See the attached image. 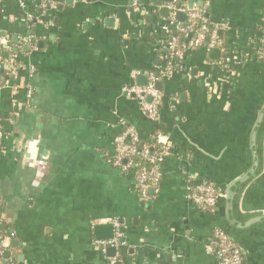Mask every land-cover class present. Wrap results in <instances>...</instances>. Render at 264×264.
I'll list each match as a JSON object with an SVG mask.
<instances>
[{
    "label": "crops",
    "instance_id": "0c3cea01",
    "mask_svg": "<svg viewBox=\"0 0 264 264\" xmlns=\"http://www.w3.org/2000/svg\"><path fill=\"white\" fill-rule=\"evenodd\" d=\"M43 2L0 0V73L13 60L19 82L15 91L0 87L4 259L110 264L118 255L115 264H216L206 245L218 229L241 247L243 264H264V223L237 230L220 199L208 213L185 198L188 184L206 180L223 191L250 169V134L262 111L259 169L238 190L231 215L246 222L264 213V64L254 55L264 0H194L209 24H228L226 53L241 57L240 64L221 71V54L214 61L201 50L190 53L181 69L157 83V122L122 88L144 86L147 73L163 70L158 30L165 3L143 0L146 14L139 15L131 0H48L47 17L39 11ZM132 71L140 75L133 79ZM120 119L142 143H153L161 130L172 146L160 165L159 192L148 191L147 201L134 191L132 173L107 162ZM113 220L123 229L122 247L110 256L94 246L93 227Z\"/></svg>",
    "mask_w": 264,
    "mask_h": 264
},
{
    "label": "built area",
    "instance_id": "2783aa9c",
    "mask_svg": "<svg viewBox=\"0 0 264 264\" xmlns=\"http://www.w3.org/2000/svg\"><path fill=\"white\" fill-rule=\"evenodd\" d=\"M133 12L144 15L146 10L143 0H131ZM22 5V4H21ZM23 6V5H22ZM164 7L169 10V16L162 20L159 26V39L163 41L165 48V65L158 75L150 72L146 74L147 82L144 86L131 84L124 86L122 92L133 96L140 105L142 113L151 121L157 122L159 119V109L162 104V97L157 89L159 79L168 78L175 74L177 69H181L186 57L196 50H201L205 54L212 49H219L222 55L221 61L217 63L219 70L227 71L234 68L240 61L236 54H227L225 51V41L221 35L230 29L225 22L209 24L204 17L206 10L193 6L188 10L185 6L179 5L177 0L165 3ZM185 15L183 22L175 19L176 14ZM173 29L175 32L171 31ZM259 35L256 36L254 55L264 61V25L259 27ZM162 35V38H161ZM25 43V42H23ZM237 59V60H236ZM0 73V87L10 88L15 91L19 88L17 70L13 60L2 63ZM35 68L28 67V75L32 76ZM140 75L138 71H132L131 77L134 79ZM32 94L31 88L27 87V97ZM120 131L113 140V156L107 162L121 172H130L134 177V191L143 201L149 199L148 191L152 189L154 194L159 192L161 181L160 165L172 153V146L167 135L157 130L153 136V145L142 143L135 129L126 124L122 119L119 121ZM4 140L3 123L0 121V149ZM186 201L197 209L212 213L216 209L219 200V190L217 187L206 181H200L186 186ZM2 202L0 200V208ZM113 226V238L110 240L96 241L94 246L102 252L109 248L118 250L122 247L121 225L118 221L110 222ZM8 238L0 232V264H4V253L7 250ZM206 251L212 254L216 264H243L242 250L225 233L216 229ZM118 261V255L110 260V264Z\"/></svg>",
    "mask_w": 264,
    "mask_h": 264
},
{
    "label": "water",
    "instance_id": "95a60500",
    "mask_svg": "<svg viewBox=\"0 0 264 264\" xmlns=\"http://www.w3.org/2000/svg\"><path fill=\"white\" fill-rule=\"evenodd\" d=\"M161 1L163 3H169V2H172L173 0H161ZM177 2H178V6L181 4H187L188 10H192L194 5L199 6V7L202 6L201 2L194 4V0H177ZM156 3H157V0H155V4ZM51 8H52V6H50L49 3H48L47 7L44 4L39 5V11L41 13L44 12V15L47 17H48V12L51 11ZM59 9H60V7L57 6L56 10L58 11ZM159 13L161 14V17H163V18H167L169 16V10L164 6L161 7V9L159 10ZM184 18H185V15L181 14V13H178L175 16V19L178 22H183ZM206 18H207V16H206ZM149 19L151 20V16L144 17V20H149ZM31 34L32 33H28V36H31ZM34 43H35L34 39H30V44H34ZM29 50H30L29 46H25L23 48V52H29ZM207 55H208L209 59L214 60V61H218L220 58V50L217 48L212 49V50L208 51ZM157 88L160 90V88H161L160 83L158 84ZM262 117H263V113H262V111H260L258 118L256 120V123L254 124L252 131H251V134H250V144H251V165H250V169L245 174H243L239 178L232 181L227 187L224 188L223 191H219V195H220L219 199L225 203L224 210H225L226 221L231 227H234L237 230L246 229V228L252 226V224L264 223V213H262V212H260L254 218L249 219L246 222H238L231 215L233 210H234L235 199H236V195H237L238 190L241 187L245 186L250 181V179L254 175H256V173L259 169V164H260L259 153H260V151H259V148L257 145V134L261 129L260 122L262 121ZM149 191H152V189H150ZM0 228L3 230H6L5 226H1ZM120 231H121V233H123V229H121ZM93 232H94L96 240L104 241V240H110L113 238L114 230H113L112 224L107 223V224L95 225L93 227ZM225 234L227 235V233H225ZM228 237L231 238L230 236H228ZM231 239L241 249V247L238 245V243L233 238H231ZM121 242H122V240H121ZM13 244H14V241H11L9 244V247H12ZM116 251L117 250L115 248H109L107 250L106 254H110V256H112V255L116 254ZM8 256H9V253L6 251L4 253V257L8 258Z\"/></svg>",
    "mask_w": 264,
    "mask_h": 264
},
{
    "label": "trees",
    "instance_id": "16d2710c",
    "mask_svg": "<svg viewBox=\"0 0 264 264\" xmlns=\"http://www.w3.org/2000/svg\"><path fill=\"white\" fill-rule=\"evenodd\" d=\"M43 4L47 7L48 6V0H44ZM45 11V10H44ZM204 17L206 18V13L204 15ZM171 31L174 33L175 31L173 29H171ZM221 38L223 39L224 36L221 35ZM17 52H20L22 50V46L20 45H17V48H16ZM225 51H226V48H225ZM263 64H264V61H262ZM17 67V65H16ZM150 145H153V143H151ZM0 212H1V208H0ZM0 227H1V221H0ZM0 232L1 233H4L7 237H9L7 231H4L0 228ZM4 264H10L9 260L8 259H4Z\"/></svg>",
    "mask_w": 264,
    "mask_h": 264
}]
</instances>
